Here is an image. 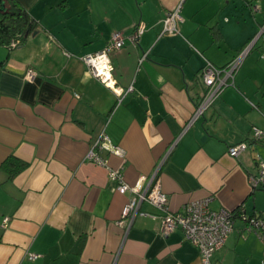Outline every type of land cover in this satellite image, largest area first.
<instances>
[{"label":"crops","instance_id":"obj_1","mask_svg":"<svg viewBox=\"0 0 264 264\" xmlns=\"http://www.w3.org/2000/svg\"><path fill=\"white\" fill-rule=\"evenodd\" d=\"M13 1L33 29L16 47L0 43V264H203L181 229L161 234L162 212L148 202L140 210L156 218L118 224L133 193H119L107 169L86 159L102 132L125 156L97 151L128 184L148 179L159 164L170 211L211 196L213 211L241 206L264 220V188L248 181L264 161V144L251 139L254 127L264 129V33L240 63L235 86L191 121L205 60L221 67L234 59L264 26V0ZM178 6L177 31L163 32ZM139 21L145 30L133 46L127 36ZM114 31L125 39L110 55L113 77L132 86L120 102L81 59ZM238 142L248 147L232 157L228 147ZM8 158L25 165L11 175L17 166L4 167ZM210 261L264 264V237L235 215Z\"/></svg>","mask_w":264,"mask_h":264},{"label":"built area","instance_id":"obj_2","mask_svg":"<svg viewBox=\"0 0 264 264\" xmlns=\"http://www.w3.org/2000/svg\"><path fill=\"white\" fill-rule=\"evenodd\" d=\"M179 8L178 6V8L166 14L163 19V32L172 33L177 31L176 22L178 18H180L178 15ZM144 30L145 24L143 21H139L135 24L132 32L127 36L133 46L137 45L138 39ZM262 33H264V26H261L257 34L244 46L234 59L224 66L219 67L205 60L200 71V79L204 86V91L199 102L195 105L191 121L202 116L205 110L225 88L235 86L234 78L240 63ZM124 39L125 37L121 31H114L107 44L101 50L85 54L81 57L82 61L87 66L88 72L105 86L110 87L116 94L118 102L132 91V86L126 89L118 86L112 73L113 65L110 55L124 46ZM18 44L19 40L17 38L12 39L9 42V47L13 48ZM62 53L64 55L69 54L66 50H62ZM260 58L264 60V51L260 53ZM34 74L35 72L32 69L26 72L28 79H32ZM251 139L254 142L264 144V129L254 127ZM247 147V142H238L228 147V154L232 157H236L242 151L246 150ZM100 149H105L120 157L125 156V150L118 145H114L107 134L102 132L94 146L86 154V159L107 169L108 177L115 182L116 189L119 193H125L126 191L133 193V197L126 202L121 210L122 219L118 221V224H122L123 220H127L129 226L136 215L156 218V214L140 210V204L142 202H148L162 212L159 223V229L162 235H167L176 228L181 229L185 238L198 248L202 256L203 264H219L212 263L210 258L212 254L224 244L227 234L233 228L234 220L231 210H211L208 207L211 196H206L201 199L187 202L183 205L181 211L172 212L168 207L167 196L162 192L157 177L159 164L148 179L142 176L136 184L130 185L124 180L121 168H111L108 165L107 159L99 155L97 150ZM256 164L257 173L250 174L248 181L251 188H264V161L258 160ZM145 180L146 184L144 185L143 182ZM241 216L246 222L247 229L254 231L260 238L264 237V220L256 216L244 215L242 209L240 210V217ZM7 221V217L3 218V227L7 225ZM31 257L34 258L36 255L31 254Z\"/></svg>","mask_w":264,"mask_h":264},{"label":"trees","instance_id":"obj_3","mask_svg":"<svg viewBox=\"0 0 264 264\" xmlns=\"http://www.w3.org/2000/svg\"><path fill=\"white\" fill-rule=\"evenodd\" d=\"M4 1L7 5V9L4 13L0 12V43L10 49L9 42L12 39L17 38L20 41L23 36L33 29V20L30 15L13 0ZM15 164L17 166L16 169L10 170V174L13 175L16 171H19L24 167L25 164L23 162L14 158H8L3 166L11 168ZM240 210L241 206L236 209V213L232 211L233 220L235 215L240 216Z\"/></svg>","mask_w":264,"mask_h":264},{"label":"flooded vegetation","instance_id":"obj_4","mask_svg":"<svg viewBox=\"0 0 264 264\" xmlns=\"http://www.w3.org/2000/svg\"><path fill=\"white\" fill-rule=\"evenodd\" d=\"M6 9H7V5H6L5 1H4V9H0V12L4 13L6 11Z\"/></svg>","mask_w":264,"mask_h":264},{"label":"water","instance_id":"obj_5","mask_svg":"<svg viewBox=\"0 0 264 264\" xmlns=\"http://www.w3.org/2000/svg\"><path fill=\"white\" fill-rule=\"evenodd\" d=\"M0 9H4V0H0Z\"/></svg>","mask_w":264,"mask_h":264},{"label":"rangeland","instance_id":"obj_6","mask_svg":"<svg viewBox=\"0 0 264 264\" xmlns=\"http://www.w3.org/2000/svg\"><path fill=\"white\" fill-rule=\"evenodd\" d=\"M2 45L0 44V48H3V47H1ZM4 49V48H3ZM6 52H7V50H6Z\"/></svg>","mask_w":264,"mask_h":264}]
</instances>
